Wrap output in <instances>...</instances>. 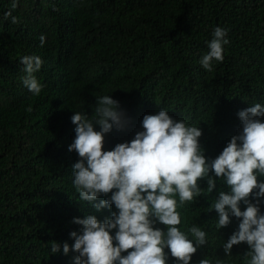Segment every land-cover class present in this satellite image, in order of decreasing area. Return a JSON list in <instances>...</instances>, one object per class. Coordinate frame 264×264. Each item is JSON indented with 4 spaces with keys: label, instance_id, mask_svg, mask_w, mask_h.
I'll return each instance as SVG.
<instances>
[{
    "label": "clouds",
    "instance_id": "9594fccd",
    "mask_svg": "<svg viewBox=\"0 0 264 264\" xmlns=\"http://www.w3.org/2000/svg\"><path fill=\"white\" fill-rule=\"evenodd\" d=\"M40 1L45 19L16 29L26 46L51 51L44 58L18 55L12 68L15 62L23 68L20 79L7 81L0 70V142L26 134L27 154L48 146L69 154L71 185L86 203L85 217L72 221L82 226L70 233L71 250L78 253L74 264H217L233 246L249 249L246 264H264V102L252 99L251 91L223 90L235 73L219 67L229 43L222 0H137L130 21L119 28L125 41L93 46L63 66L49 56L65 28L47 14L87 0ZM17 6L13 0L12 10ZM213 23L203 52L197 51L201 68L196 52L191 60H160L184 44L194 50L189 32ZM155 58L157 68L145 73ZM131 85L136 94L125 97ZM225 114L239 116L242 130L209 160L201 142L229 127ZM113 129L120 137L105 151V135ZM37 214L26 220L36 229ZM25 222L22 234L29 233ZM59 250L52 241V254ZM69 251L65 242L63 253Z\"/></svg>",
    "mask_w": 264,
    "mask_h": 264
},
{
    "label": "trees",
    "instance_id": "16d2710c",
    "mask_svg": "<svg viewBox=\"0 0 264 264\" xmlns=\"http://www.w3.org/2000/svg\"><path fill=\"white\" fill-rule=\"evenodd\" d=\"M183 3V0H176ZM17 7L12 10L13 0H0V70L7 81L9 78L20 79L23 68L15 65L13 60L22 53L29 52L44 58L51 49L41 45L26 46L21 39V30L16 25H25L31 21L44 20L45 2L40 0H16ZM137 0H87L77 8L59 7L47 14L48 21L65 28L51 52L49 59L63 66L76 53L86 52L93 46L113 47L126 38L120 33V26L130 21L134 14ZM11 11L12 16L6 17ZM220 13L229 14L227 27L229 43L224 45V61L219 67L235 74L230 80L233 84L223 90L229 93L238 91L244 96L246 91L254 92L252 99L264 102V0H222ZM12 17L18 22L12 23ZM95 29L81 37L87 29ZM216 24H200L196 30L189 32L192 46L183 45L169 50L160 57L164 62L173 58L178 60L195 59L199 66L198 52H203L211 27ZM159 59L148 61L143 71L151 74L157 68ZM201 68V67H200ZM209 80L212 75H204ZM42 80H45L43 77ZM50 89V87H47ZM136 85H131L124 96L135 95ZM73 104H75L73 102ZM141 110H146L143 108ZM233 113L236 116L237 111ZM264 117L261 118V120ZM222 122L229 127L210 132L201 142L205 156L212 160L223 151L230 139L241 129L239 116H225ZM99 131V126H95ZM232 133L234 135L230 136ZM230 136V137H228ZM116 129L105 135L104 150L112 148L111 142L119 138ZM37 138H42L37 135ZM29 136L21 135L18 139L9 138L0 142V264H74L78 253L71 250L74 239L72 231L79 233L81 225L73 223V218L82 215L86 203L79 200L68 173L70 156L61 147L48 146L45 149L31 151ZM264 181V177H260ZM264 214V198L259 205ZM181 212V207H179ZM33 223L26 221L31 213H37ZM206 226L215 223L210 207L205 212ZM26 221V222H25ZM25 222L28 234L21 233ZM60 245L59 252L52 254L51 242ZM69 245L68 254L63 253V244ZM241 246H233L232 254H219L217 264H246L245 253Z\"/></svg>",
    "mask_w": 264,
    "mask_h": 264
}]
</instances>
